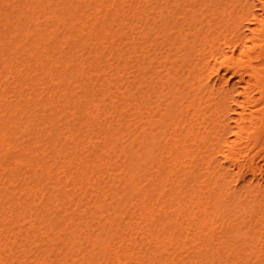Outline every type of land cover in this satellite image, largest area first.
<instances>
[{"label":"bare ground","instance_id":"1","mask_svg":"<svg viewBox=\"0 0 264 264\" xmlns=\"http://www.w3.org/2000/svg\"><path fill=\"white\" fill-rule=\"evenodd\" d=\"M262 179L264 0H0V264H264Z\"/></svg>","mask_w":264,"mask_h":264},{"label":"rangeland","instance_id":"2","mask_svg":"<svg viewBox=\"0 0 264 264\" xmlns=\"http://www.w3.org/2000/svg\"><path fill=\"white\" fill-rule=\"evenodd\" d=\"M254 183L256 185V184H258V181H254ZM259 183L262 184V185H264V180L262 179ZM26 247L27 248H31L32 247L31 250L32 251H36V252H34L31 256L23 257L21 260L16 261V264H32V260H34L35 258L38 259V263H41L45 259H49L51 257L54 258V256L53 255L51 256V253H50L51 249L54 248V245H51L50 244L49 246H45L42 249H39V251L37 249L38 248V245H36V244H32V245L26 244V245H23L22 246V249H24V248L27 249ZM36 255H38V256H36Z\"/></svg>","mask_w":264,"mask_h":264}]
</instances>
